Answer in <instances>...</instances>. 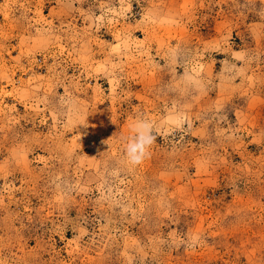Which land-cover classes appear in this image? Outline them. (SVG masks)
Masks as SVG:
<instances>
[{"label":"rangeland","instance_id":"obj_1","mask_svg":"<svg viewBox=\"0 0 264 264\" xmlns=\"http://www.w3.org/2000/svg\"><path fill=\"white\" fill-rule=\"evenodd\" d=\"M0 264H264V0H0Z\"/></svg>","mask_w":264,"mask_h":264}]
</instances>
